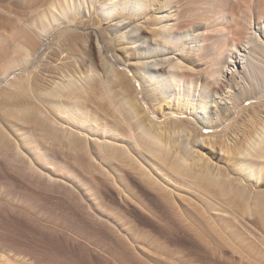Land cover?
I'll use <instances>...</instances> for the list:
<instances>
[{"label": "bare ground", "instance_id": "6f19581e", "mask_svg": "<svg viewBox=\"0 0 264 264\" xmlns=\"http://www.w3.org/2000/svg\"><path fill=\"white\" fill-rule=\"evenodd\" d=\"M83 1L89 0H51L46 7L25 16L0 6V18L10 20L16 29H23L27 33L29 31L28 35L23 33L13 42L8 57H1L0 54V84L9 82L12 79L10 76L18 69L26 72V75H23L24 79L20 78L17 85L15 84L17 91L6 92L7 94L5 93L0 99V163L3 168L5 169L4 165L11 168L23 178H28L32 184L49 187L48 189L58 187L57 189L62 188L60 190L65 189L67 192L77 194L79 199L75 200V203L79 209L108 221L113 217L105 203L103 201L95 203L86 197L90 194L84 185L85 175L90 174L95 177L92 166L101 170L103 164L101 163V166L99 163L98 165L95 163L97 166L94 164L93 153L96 151L100 155L106 154L108 161L109 156L115 158V175L118 178L115 181L120 186V196L126 201L131 199L136 202L138 198L123 182V175L128 171L133 173L138 171L153 185L161 186V180L155 174L157 169L169 179L173 176L179 184L190 186L209 199L223 196L227 197L226 200L230 198V202L243 204L245 200L247 204L246 199L250 194L243 175L249 178L260 175L259 158L264 156V134L254 135L250 140L242 143V149L238 148L236 159L239 168L236 177L231 176V173L226 172L227 170H224L226 173L218 170L216 172L214 167L207 163H204L202 169H195L192 166V152L190 154L188 148L183 149L181 141H172L171 135L184 130L189 135L196 129L191 125L196 119L201 130L216 132V128L227 124L229 120L231 122L239 114L243 102L241 97H246L249 92L245 83L240 90L235 91L234 95H225L222 91L203 100L193 84L194 77L186 74V71L194 70L186 63L190 59L208 62V69L215 81H219L224 67L231 70L243 67L252 79L253 86L264 90V0H185L183 2L182 0H102L100 5L102 12L105 8H110L113 12L119 13L116 21L115 15L111 18L110 29L114 31H110V34H114L115 37V26L118 29V26L128 24L127 29L120 35L131 45L130 48L134 49L133 53L139 58L133 79L140 80L139 85L142 83L144 88L140 85L142 91L137 90L135 83L132 85L130 83L131 86H135H133L135 92L132 93L118 90V80H113L109 75L103 76L100 70L91 71L81 77L75 76L80 67L83 68L86 62L93 60L95 48L92 44L79 46L82 49L78 48L80 35L71 30L61 31L56 45L50 47L47 53L50 67L44 64V68L39 71L30 70L39 49L44 44L43 34L49 32L50 36L52 30L56 29L54 22L59 21L62 15L68 14V23L75 21L78 18L75 6L82 5ZM150 11L154 12L152 29L157 32L155 37L149 36V31L142 25L146 22L144 19ZM185 22L189 24L185 25ZM98 33L100 36L96 35V37L100 45L105 38L101 37L103 32ZM234 35L243 38L241 48ZM93 36L94 34L88 31L89 42L93 41ZM4 37L6 34L0 32L2 40L8 39ZM100 47L104 51L103 46ZM109 50L107 48L106 51ZM111 55L116 60L113 53ZM185 56H189V59L185 60ZM73 61L80 66L79 69L76 68L77 72L72 70ZM47 71L49 75L52 73L61 77L58 79L55 78L56 76L47 77L48 73H45ZM142 92L144 96L140 97ZM247 99L253 103L257 102V99L252 100L253 96H247L245 100ZM95 111H98L99 115ZM162 117L176 118V123H184L186 126L178 127V124L174 123L176 127L164 128L165 125L161 121H156ZM182 120L186 121L181 122ZM100 130L110 139L101 141L98 136L94 138V143H89L90 131L93 132L92 136H97ZM113 138L115 142L111 141ZM222 144L224 143L220 142V147ZM59 166L77 171L78 175H70L69 178L66 175V180L42 170V168L53 170L52 167ZM106 170L108 172L107 167ZM55 172L61 174L54 170ZM109 172L105 173V176H109ZM78 187L81 191L77 190ZM155 189L159 188L155 187ZM10 193L14 198L10 204L0 201V222L5 220L8 224V227L2 224L0 227V264H130L122 262V256L136 257L140 254L136 253L138 247L143 251L145 245H148L153 252L147 255L148 257H142L144 256L142 253L141 257H136L143 261V264H166V259L171 254L167 252V244L162 243L163 240L161 242L155 241L156 238L149 240L141 231L127 227L130 224L123 218L124 221L120 225V229H123L118 236L125 246V249L118 250L122 255L110 250L84 248L80 253L91 259L89 263H70L59 259L39 261L38 253L17 247L15 242L8 240L5 231L13 228V223L17 220L26 219L31 223L32 216L40 205L18 191L11 189ZM98 193L99 191L95 189L96 199ZM90 197L93 198L92 195ZM234 209L232 210L235 211ZM226 210L225 213L228 212ZM117 212L119 213L120 210ZM262 217L264 219V216ZM221 232L215 231L213 242L214 239L216 240L214 238L216 233L222 234L225 231ZM245 248L247 249L246 245ZM145 252L147 251L144 250ZM111 255L115 259H111ZM253 258L256 264H264V257L263 260L259 257L262 263L257 261V256Z\"/></svg>", "mask_w": 264, "mask_h": 264}, {"label": "rangeland", "instance_id": "374dc122", "mask_svg": "<svg viewBox=\"0 0 264 264\" xmlns=\"http://www.w3.org/2000/svg\"><path fill=\"white\" fill-rule=\"evenodd\" d=\"M50 1L51 0H0V6L25 16L31 15L42 7H46ZM183 1L185 0H182V2ZM101 3L102 0L83 1L82 5L75 6L78 14V18L75 21L68 23V14L62 15L59 21H55L54 25H56V29L52 30V34L50 36L48 35L49 32L43 34L44 44L39 49L37 57L31 64L30 70L39 71V69L42 67L44 68L46 64L49 66L50 63H48L47 53L54 47V44L56 45L61 31L71 30L80 35L78 37V42L80 40L78 48L82 49V46L88 44H92L95 48L93 60L86 62L83 68L78 66V63L75 64L76 59H74V67L71 65L72 70L77 72L79 69L78 67H80V71L78 70L76 75L73 71L70 72L76 77H81V75L85 76L91 71L100 70L103 76L107 77L109 75L111 78L113 77V80H118L119 83L116 82L118 90L132 93L133 91L135 92V86L138 87V89L136 88L137 90H141L140 85L144 88L142 83L139 85L140 80L136 81L133 79V76L136 75L134 70L139 58L133 53L134 49L132 50L130 48L131 45L125 42L120 35L127 29L128 24L127 26H118V29L115 26V37L114 34H110V31H114L110 29L112 26L111 18L115 15L116 21L119 17V13L117 11L113 12L110 8H105L102 12V9H100ZM153 13V11H150L144 19L146 22L142 24L143 27L149 31L148 34L151 37H155L154 35L157 34V32L152 29V25H154ZM0 22V32L6 34L4 38H8L7 40H2L0 38V54L1 57H8L11 53L13 42L19 39L21 34L27 32L23 29L14 28L11 24L12 22L8 19L0 18ZM59 23L60 25H58ZM187 24L189 23L185 22V25ZM88 31L94 34L93 41H88ZM99 31L103 32L101 33V37L105 38V41L100 43L104 51L97 41L96 35H99ZM28 34L29 31L27 35ZM234 37L236 38L239 48H241L243 38H237L236 35H234ZM230 43L229 41V44ZM107 48L110 49L108 52L106 51ZM109 52H111V54L113 53L116 60H114ZM188 59L189 56H185V60ZM190 60L186 63L192 66L194 70L186 71V74L194 77L193 84L196 86L200 96L203 97V100H207L208 97L210 98L222 91H224L223 93H225V95H234V93H236L235 91L240 90L245 83L249 88L247 96H253L252 100L257 99V102L253 103L250 99L245 100L247 96L241 97V101L243 102L241 103L239 114L236 116L237 118L235 117L231 122L229 120L227 124L219 126L215 129L216 132L211 130L205 132L206 129L201 130L198 119H196L195 122L191 124L194 125L196 129L195 131H191L189 135L185 130L171 135L172 141H181L183 149L188 148L190 154L192 152V166L195 167V169H202L204 163H207L211 164L216 172L217 170L219 172H225L227 170L226 172L231 173V176L234 175V177H236L239 168L237 165L238 160L236 159L238 155L237 151L242 149V143L244 144L256 134H264V90L253 86L252 79L243 67H239L237 70L224 67V72L221 74L219 81H215L208 69V62L204 60ZM24 71L23 69H18L10 76L12 79H10L9 82L7 81V83L3 82L0 84V99H2V96L5 95L6 92L8 93L12 90L13 92L17 91L15 87L17 85L16 83L20 81V78L22 80L23 75H26ZM45 73H48L47 77L52 78L56 76L55 78L57 79L61 77L60 75H53L52 73L51 75L53 76H51L48 71ZM14 75L16 78H14ZM130 83L131 85L135 83V86H131ZM141 94L140 97H143V92ZM97 112L95 111V113ZM97 115H99V112ZM175 119L176 118L162 117L161 119H156V121H161L163 125H165L164 128L176 127L177 124L178 127H182L183 125L186 126L184 123H176ZM185 121L186 120H182L181 122ZM92 133L93 132L90 131L91 136L89 135V143L91 144L94 143V138L98 136L101 141L110 139L103 134L102 130H100L97 136H92ZM112 140L115 142V138L111 139V141ZM220 142L224 143L221 147ZM222 147L225 149L222 150ZM93 154L96 159L93 158L94 161L92 159L91 161L97 165L98 163L99 165L103 163L104 166L102 164L101 170L92 166L95 177L90 174L85 175L84 185L90 194L86 197L91 199L89 201H94L95 203L99 201L105 203L107 210L111 214V217H113L109 220L110 222L100 217L91 216L86 210L82 211L79 209L78 205L75 203V200L79 199L77 194H73L69 191L67 192L65 189L64 191L60 190L62 188L57 189L58 187L56 189L53 187L48 189L49 187L32 184L31 181L29 182L28 178H23L21 174H17V172L5 165L4 169L3 165L0 163L2 166V168L0 166V201L4 204H10L14 200L10 193L12 189L35 200L40 205L32 216L33 219L31 223L26 219H21L13 223V228L6 229L5 234L9 241L15 242L18 245L17 247L35 251L38 253L37 256L39 261L59 259L70 263H89L91 259L85 254L83 256L80 253L84 251V248L100 251L110 250L111 252L122 255L118 250L125 249V246L118 239V236L123 229H120L121 222L124 221L123 218H125L128 220V224H130V226L127 227L141 231L149 240L156 238L155 241L161 242L163 240L162 243L164 242L167 244V252L169 251L171 254H167V259L166 256H164L167 260L166 264H251V262L256 264V260L253 261V259L256 258H253L254 256H257V261H261L262 263V258L264 257V219L262 217L264 216V156L259 158L261 161V166L259 167L261 172L258 177L249 178L243 175L245 178L244 182L248 185V193L250 194L247 199H253H246L247 204L245 200L243 204H241L242 202H230V198L226 200L227 197L223 196H220L221 200L220 197H213L211 199L206 196L204 197V195L200 194L192 187H186L181 183L180 185L173 176L172 178L174 179L172 180V178H170V180L167 175L157 171V169L155 170V174L159 177L164 187H161L162 185H153L146 177H142L138 171H135V173L128 171L127 174L123 175V182L133 190L134 195L138 198L136 202L131 199L126 201L120 196V186L117 184V181H115V179H118L115 175V158L109 156L110 159L108 161L106 160V158H108L106 154L100 155L97 151ZM59 167H52L53 170L50 168H42V170L47 173L49 172V174L53 176L65 179L66 175L67 178H69L70 175H78L77 171H72L64 166ZM106 167L108 172L111 171L109 172V176H105V173L108 174ZM102 168L106 171L103 172ZM54 170L61 174L58 175L56 172L54 173ZM80 177L84 179L82 175H80ZM155 187L159 189L156 190ZM165 187L167 192L166 189L164 190ZM78 189L80 190V187H78L77 190ZM95 189L99 191L97 199L95 198ZM159 192L161 193L159 194ZM91 195L93 198L90 197ZM223 199L225 201H222ZM240 205L242 208H240ZM225 208L228 210L226 213L224 212V210H226ZM118 210H120L119 213L117 212ZM228 220L232 221L229 222ZM1 224L8 227L5 220L0 222V227ZM221 228L222 232L225 231L223 232L225 235L220 231ZM214 230L222 234L216 233L217 237L215 236L214 238H216L217 241L214 239L213 242L212 239L215 235ZM211 235L212 238H210ZM219 235L223 237L221 238ZM219 239L220 241L218 242ZM218 243L222 245H218ZM245 245L249 250L245 248ZM239 247H242L240 248L241 250L243 248L246 250L243 249L242 252ZM143 249L147 252L144 253V250L142 251V248L138 247L136 253L140 254L137 256L141 257L142 253L144 255L142 257H145L153 252L148 245H145ZM136 257L134 255H123L121 261L130 264H143V261H140ZM111 259L115 258L111 255Z\"/></svg>", "mask_w": 264, "mask_h": 264}]
</instances>
